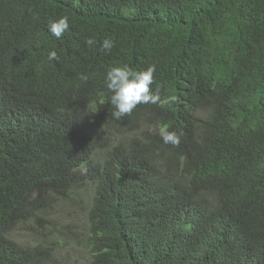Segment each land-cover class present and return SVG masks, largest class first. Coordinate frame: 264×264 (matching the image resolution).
Segmentation results:
<instances>
[{"label":"trees","instance_id":"trees-1","mask_svg":"<svg viewBox=\"0 0 264 264\" xmlns=\"http://www.w3.org/2000/svg\"><path fill=\"white\" fill-rule=\"evenodd\" d=\"M124 65L160 100L115 120ZM87 186L88 264H264V0H0V264H53L13 231Z\"/></svg>","mask_w":264,"mask_h":264},{"label":"rangeland","instance_id":"rangeland-1","mask_svg":"<svg viewBox=\"0 0 264 264\" xmlns=\"http://www.w3.org/2000/svg\"><path fill=\"white\" fill-rule=\"evenodd\" d=\"M84 127L88 131L101 134L93 109H87L82 115ZM118 139L125 138H116ZM88 188V186H87ZM90 188L83 189L75 201L58 204L42 220L31 221L13 231L14 238L23 245L43 244L51 248L53 264H88V204Z\"/></svg>","mask_w":264,"mask_h":264},{"label":"clouds","instance_id":"clouds-1","mask_svg":"<svg viewBox=\"0 0 264 264\" xmlns=\"http://www.w3.org/2000/svg\"><path fill=\"white\" fill-rule=\"evenodd\" d=\"M49 31L57 38L69 30V18L62 16L58 20L49 21ZM96 41L89 37L86 40L88 46H92ZM114 47V41L104 39L101 44V51L110 52ZM57 52L50 51L48 60H57ZM155 65L149 66L145 71L137 72L128 65L122 67H111L106 74V87L112 93L110 103L114 107L112 116L115 120H120L126 115H131L133 110L139 104H157L160 100L158 91L153 92L151 85L154 81ZM81 80H87L88 77L82 75ZM161 139L165 144L178 146L180 135L174 131H168L162 128L160 131Z\"/></svg>","mask_w":264,"mask_h":264}]
</instances>
